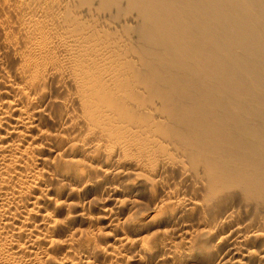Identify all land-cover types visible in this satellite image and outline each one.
<instances>
[{
  "label": "bare ground",
  "instance_id": "obj_1",
  "mask_svg": "<svg viewBox=\"0 0 264 264\" xmlns=\"http://www.w3.org/2000/svg\"><path fill=\"white\" fill-rule=\"evenodd\" d=\"M0 7V53L9 56L0 67V264H111L130 245L128 264L161 252L187 264L219 243L232 255H214L217 264H240L249 257L242 245L264 251V0H0ZM29 134L25 147L46 140L54 171L77 190L93 185L96 171L107 178L120 171L125 181L112 176V190L124 188L130 202L143 194L150 207L134 206L119 232L98 231L102 247L84 232L55 242L47 200L34 191L43 166L29 163L19 144ZM170 175L194 200L177 197V186L155 196ZM63 204L67 220L82 213ZM190 211L212 215L215 228L244 220L223 236L185 230L180 251L141 231ZM72 243L85 256L79 262Z\"/></svg>",
  "mask_w": 264,
  "mask_h": 264
},
{
  "label": "rangeland",
  "instance_id": "obj_2",
  "mask_svg": "<svg viewBox=\"0 0 264 264\" xmlns=\"http://www.w3.org/2000/svg\"><path fill=\"white\" fill-rule=\"evenodd\" d=\"M3 12H1V9H0V18L2 16H4V15H2ZM4 14H5V12H4ZM6 15H7V13H6ZM9 17H11V16H9ZM11 26H12V30H14V28H13L14 26L13 25H11ZM0 35H2L1 28H0ZM4 54H5L4 52L0 53V67H1V65H4L5 67L7 65H9L8 64L9 62H7V60H9V56L7 58L6 55H4ZM4 78H5V76L3 77L1 75V77H0V90L2 87V80L4 81ZM2 99H4V96L0 92V100L2 101ZM44 127H46V126H44ZM33 131L35 132L36 130L33 129ZM30 135L31 134H29L27 137H25L26 138L25 140L20 141L19 144L21 145L22 148L25 147V144L28 145L26 141L28 140V137ZM45 141L46 140L41 141V144H43V146H40V144H39L40 147H36V146L31 145V147L29 146L30 149L28 148L29 150L27 149V147H25L26 152H28V153H26V157H28L26 159L29 160L28 161L29 163L33 162L37 167L43 166V167H40L41 169L39 168V171H40L39 175L41 176V179L38 180L39 183H38V181H37V183H35L36 187H35L34 191H35V193L37 192V194L40 195L41 197L46 198L45 200L51 202V203H49V202L45 201L46 203H48L47 207H49V208H47V209L52 216V217H50L51 218L50 220H52L50 222L55 223V227L57 229V230L56 229L53 230V231H55L54 232L55 234L53 233V238H54L55 242H60L61 240L64 241V240H66L67 237L73 238V237L77 236L79 233L84 232L83 234H86L87 236L90 234L89 236H92L94 238L96 244L99 247H102L104 245V242L102 239H100V237H98V234L100 231H102L101 233L110 232L112 234H113V232L114 233L119 232V227H117V225H118V223L120 224L123 220L125 221L127 218H129L128 217L129 212H130V214L131 213L133 214V212H134L133 209L136 207L138 209L139 206L141 208V203H142L143 207L144 206L146 208L150 207L149 206V205H151L150 199L147 198L143 194L142 195L139 194L140 196L138 195L137 198L135 197L136 198L135 199L136 204H135L134 203L135 201L130 202L127 200L128 199V198H126L128 196L126 194L127 190H125L124 188H121V190L119 188V189H117V191L114 189H113L114 191L112 190V186H113V185H111L112 183L114 184V182H117L118 180L119 181L123 180L122 182L125 181L126 176H124L123 173L120 171H117L113 175H110L108 177L109 179L106 176L99 174V172L96 171L95 173H96V175L98 174L97 177H99V179L97 178L96 182L97 181L98 182L97 183L94 182L93 185L90 184L87 189H83V190L81 189L82 191L77 190L78 189L77 187L80 186V185H78V183L72 181L70 184V180H67L64 176H62V174H61V172H59L60 170L58 168L56 169V171H54L55 167L53 168V165L50 163V159L52 157H54L55 152L52 150H49V147H46V146H49V144L47 143V141L45 143ZM101 176H103V178ZM170 176H167L169 179H167V177H164V179H165L164 185L157 184V186H154L153 192H155V196L157 194L162 193V187H163V189H164V187L166 189H170V187L172 188V186L173 187L177 186V188H178L177 192L178 193L176 194V196L180 195V197H179L180 199H182L184 197L183 199H186V200H192V199L194 200L193 194L191 192H189L190 189L187 187V185H183V183L178 182V181H177V184L175 185L174 182H176V180H174V178L172 176L171 177L173 179L171 180ZM111 177H112V180L114 182L111 180ZM105 178H107L109 181L106 180ZM103 179H105L106 181ZM108 184H110L111 187ZM178 184H180L181 186L178 187ZM183 186H185V187L183 188ZM74 189H76V191ZM187 190H189V191H187ZM153 195H154V193H153ZM116 197H118V198H116ZM140 197H141V199H140ZM64 202L65 203L66 202H72L75 205L74 207L77 209V211H80L82 213L79 215L77 214L75 218L73 216L74 219L72 218L71 219L72 221L67 220V218L65 217V213L63 212V210H61V207L64 205L63 204ZM114 203H115V205H114ZM143 203H145V204H143ZM24 204H26V202H24L23 204L21 203V205H24ZM118 204H119V206H118ZM77 205H78V207H77ZM143 207L141 209H143ZM134 210H136V209H134ZM84 214L88 217H91V219L88 218L89 219L88 220L85 218L86 219L85 220L83 217L80 216V215H84ZM85 215H84V217H85ZM33 216L36 217L37 215H33ZM177 216H178V218H177V222H175L176 224L164 225L162 223L158 227H157V224H154V225L152 224L150 226L148 225V226L144 227L143 229H141V231L143 234H146L148 236L150 235L151 239H152V236L154 235L153 238L158 237L157 239L159 241H163L165 243L175 245L174 247H176V249L178 251H180V249L182 250L184 248L183 245H185L183 243L186 240L184 241L183 239H187L185 230L186 231H196L199 229L205 230L207 228H212V229L214 228L213 229V231L215 230L214 232L223 236V234H226V231L230 225L241 223L244 220V219L241 220L242 218L238 217L237 219L235 218L236 220L235 219L232 220L231 223L226 224L227 226L226 225H224V226L218 225L219 227L215 228V227H213V221H212L213 216L210 214H207V213L203 214V213H197L195 211H192V214H191V211H190V213L186 212V213H183V214H180ZM36 218H38V216ZM33 219L34 218H32V220ZM185 219H186V221H185ZM83 220H85V221H83ZM34 221H36V220H34ZM88 221H89V223H88ZM53 228H54V225H53ZM161 228H163V229H161ZM156 229H159V232ZM172 230H174V231H172ZM155 232L157 234H155ZM125 233H126L127 237L129 236L128 237L129 239H131V238L133 239L136 237V232L131 230V229L126 230ZM158 233H160V234H158ZM163 234H165V235H163ZM156 235H158V236H156ZM22 238L23 237H21L20 241L21 242L23 241L22 243H24L25 240H24V238L23 239ZM181 238H183V239H181ZM56 239H58V241ZM178 244H180V247ZM72 245H74L73 247H71V248H73L72 252L70 254L72 259L77 260L78 262H79V260L81 261V259H84L85 256L80 251H78L79 248L75 245V243H72ZM131 246H133V245H130L129 247H127L126 251H123V255L121 256V258H119V260L115 259V261H112L111 264H128V261H129L128 258L132 257V255H133L132 254L133 248ZM243 246H245V247H243ZM75 248H76V250H75ZM130 248H132V249H130ZM206 248L207 249L203 252L204 254L202 253L204 257H202L201 253H200L201 255L195 254V256L193 255L194 257L191 256L192 258H190V259H192V260L188 261L187 264H207V263L208 264H214L215 261H217V259L219 257L226 256V258H229L230 255H232L231 253H229L226 250V246H224V244H222V243L211 245V246L206 247ZM130 250H132V251H130ZM247 250H249V257H247L246 259L242 258L240 261V264H246V263L247 264H256V261L258 259L257 257L259 255H264V251L260 250V248H258L257 246H254V245H251V246L242 245L241 246L242 252L246 253ZM181 253L182 252H180V254ZM228 253H229V256H228ZM161 254L158 256H150L148 254H145L141 257L142 262L140 264H159V263H161V264H170V263L171 264H179L178 259L176 261L175 259H172L171 257L167 256V254H163V252H161ZM214 255H217V257H216L217 259L213 258ZM68 257H69V255H68ZM208 258H211V259L213 258L214 260L215 259L216 260L214 261L212 259L213 260L212 261L211 259H208ZM209 261H211L212 263ZM105 262L106 261H104V259L99 258L92 264H105ZM50 263H48V264H50ZM51 264H59V263L57 261H55V262L52 261ZM215 264H217V262ZM223 264H228V263L225 262Z\"/></svg>",
  "mask_w": 264,
  "mask_h": 264
}]
</instances>
